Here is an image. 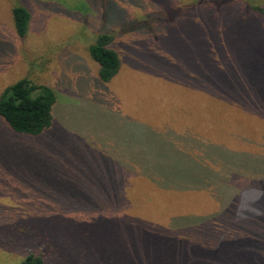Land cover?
I'll list each match as a JSON object with an SVG mask.
<instances>
[{"label": "rangeland", "instance_id": "374dc122", "mask_svg": "<svg viewBox=\"0 0 264 264\" xmlns=\"http://www.w3.org/2000/svg\"><path fill=\"white\" fill-rule=\"evenodd\" d=\"M16 4L31 13L24 38ZM239 14L227 0H0V93L27 78L56 94L50 130L0 122V264L44 237L55 264H264V208L220 237L199 205H121L139 163L169 174L155 163L197 149L188 136L264 154V16ZM99 33L122 61L112 83L87 51Z\"/></svg>", "mask_w": 264, "mask_h": 264}, {"label": "trees", "instance_id": "16d2710c", "mask_svg": "<svg viewBox=\"0 0 264 264\" xmlns=\"http://www.w3.org/2000/svg\"><path fill=\"white\" fill-rule=\"evenodd\" d=\"M227 5L255 23L263 20L264 7L254 2L248 5V1L227 0ZM203 7L209 6L204 4ZM11 17L16 35L24 38L31 19L30 11L22 4H16L11 7ZM113 40V35L99 33L87 47L90 58L98 65L97 75L102 83H112L121 75L122 61L111 46ZM55 106L56 94L50 86L21 78L0 93V122L18 134L39 135L52 128ZM187 138L196 142L197 149L189 146L183 148L186 150L184 157L156 161L155 167L169 170V174L150 173L154 164L149 160L139 163L136 187H129L131 179L123 183L121 205L140 209L145 205L190 203L191 208L197 205L205 208L202 219L224 221L225 228L220 237L230 231L232 224L242 230L243 221L255 218L259 209L264 208V154L237 151L196 136ZM168 144L171 150L182 148L176 140ZM244 168L255 173L256 178L244 176L241 171ZM254 192H258L257 195ZM190 218L199 219L194 215ZM230 222L231 226L226 227ZM34 243L21 264H55L56 251L49 237Z\"/></svg>", "mask_w": 264, "mask_h": 264}]
</instances>
